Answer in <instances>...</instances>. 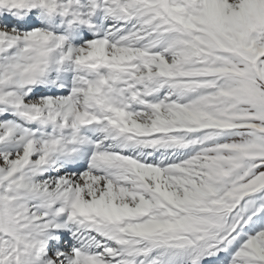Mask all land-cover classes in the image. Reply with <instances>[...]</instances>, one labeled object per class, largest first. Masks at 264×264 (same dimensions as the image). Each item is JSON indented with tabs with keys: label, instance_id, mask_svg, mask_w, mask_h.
<instances>
[{
	"label": "snow or ice",
	"instance_id": "1",
	"mask_svg": "<svg viewBox=\"0 0 264 264\" xmlns=\"http://www.w3.org/2000/svg\"><path fill=\"white\" fill-rule=\"evenodd\" d=\"M0 264H264V0H0Z\"/></svg>",
	"mask_w": 264,
	"mask_h": 264
}]
</instances>
